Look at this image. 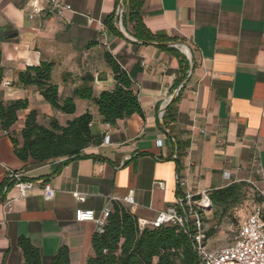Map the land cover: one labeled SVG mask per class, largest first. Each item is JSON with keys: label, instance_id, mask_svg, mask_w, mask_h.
Segmentation results:
<instances>
[{"label": "crops", "instance_id": "crops-1", "mask_svg": "<svg viewBox=\"0 0 264 264\" xmlns=\"http://www.w3.org/2000/svg\"><path fill=\"white\" fill-rule=\"evenodd\" d=\"M31 1L0 0V99L29 101L14 130L20 133L32 110L46 125L53 116L61 124L74 117L55 112L34 86L18 84L19 72L52 61L61 99L86 74L94 76L98 96L115 85L105 52L130 75L143 113L108 124L93 101L76 98L75 115L89 111L91 131L102 137L83 151L94 156L89 158L22 161L0 128V264L23 263L21 236L40 249L42 264H51L62 246L70 264H87L98 226L78 221L77 210H93L100 218L132 193L134 202L125 205L139 223L150 224L179 195L177 176L187 180L182 191L195 194L245 179L264 191L255 167H264V0H144L146 27L164 40L186 43L191 59L175 46L138 41L131 26L122 34L111 30L105 22L121 0H59L71 6L61 17L44 12L30 19ZM174 98L175 120L165 125L160 110ZM9 169L49 180L55 196L46 200L40 186L20 196L7 183ZM208 245L221 247L214 236Z\"/></svg>", "mask_w": 264, "mask_h": 264}, {"label": "trees", "instance_id": "trees-1", "mask_svg": "<svg viewBox=\"0 0 264 264\" xmlns=\"http://www.w3.org/2000/svg\"><path fill=\"white\" fill-rule=\"evenodd\" d=\"M121 2L126 7L124 27L131 26L133 36L138 41L156 42L163 47L175 42L164 40L146 27L143 20L144 0H121ZM105 23L115 33L122 34L115 24V16L108 18ZM105 59L113 71L115 85L111 89L103 90L98 96L94 95V76L86 74L82 76L81 84L74 88L72 95L61 99L59 87L52 81L55 66L52 61H42L39 65L27 66L19 72L18 84L25 87L34 86L55 112L74 115L66 124H61L59 119L53 116L46 125L39 121L38 111L32 110L26 115L20 133H17L14 127L20 118V113L29 108V101L27 98L11 101L0 99V128L9 136L14 153L19 159L43 162L61 157L68 159L94 157L83 151L91 145L99 144L102 137L91 131L93 116L89 111L75 115L76 98L93 101L99 114L108 124H115L118 120L129 118L133 114L143 113L128 72L120 66L111 53L105 52ZM182 67L186 69L185 65ZM2 80L3 67L0 59V83ZM177 98H174L166 108L163 117L165 125L175 120L172 105ZM249 190L253 192L256 205L262 203L263 196L244 180L210 190L208 196L214 217L222 220L231 216L234 208L245 200ZM207 222L209 219L205 217V223ZM213 233L212 226L207 227L208 239ZM18 244L24 257L21 264H42L41 251L30 238L21 236ZM92 246L94 254L88 258L87 264H196L198 261L189 235L177 225L164 223L160 226L141 227L136 215L120 201L113 205L104 231L93 234ZM51 264H70L69 249L66 246L60 247L54 254Z\"/></svg>", "mask_w": 264, "mask_h": 264}, {"label": "built area", "instance_id": "built-area-1", "mask_svg": "<svg viewBox=\"0 0 264 264\" xmlns=\"http://www.w3.org/2000/svg\"><path fill=\"white\" fill-rule=\"evenodd\" d=\"M30 7V19L44 12L61 17L65 10L71 9L69 4L59 0H48L46 6L41 5L38 0H32ZM125 10V5L121 3L115 15V24L123 32H125L123 24ZM171 45L179 48L191 59L190 47L186 43L173 42ZM6 84H10V82H6ZM164 108L165 105L160 110L161 118L164 115ZM255 165L256 173L261 175V179L264 181V167L259 163ZM225 177L230 179V174L225 173ZM177 178L181 191L174 203L166 210L159 212L156 219L150 224L139 223L141 227L148 225L160 226L164 223L177 225L190 237L193 249L198 256L196 264H264V203L256 205L254 210L242 221L231 244L211 249L208 245L207 224L205 223L206 214L212 207L208 193L195 194L188 190L182 191L187 187V180L180 176H177ZM244 181L250 183L264 197V191L255 180L245 179ZM7 183L13 184L19 190L20 196H26L36 186L41 187L46 200H50L55 196V189L49 180L34 181L27 179L20 171L9 169ZM73 195L80 201L86 199L79 192H73ZM120 202L123 204L133 203V194L124 197ZM5 208L10 210V201L5 204ZM110 211V208L106 209L102 217L99 218L93 210L80 209L77 210L76 219L78 221H95L98 231L103 232Z\"/></svg>", "mask_w": 264, "mask_h": 264}, {"label": "rangeland", "instance_id": "rangeland-1", "mask_svg": "<svg viewBox=\"0 0 264 264\" xmlns=\"http://www.w3.org/2000/svg\"><path fill=\"white\" fill-rule=\"evenodd\" d=\"M21 122L22 119L20 118L15 127L19 126ZM255 207L256 201L253 192L249 190L245 200L238 207L234 208L231 216L218 220L214 217V213H212L209 219V222H211L210 226H212L214 230L212 236L218 237V244L220 246H226L233 242L234 236L242 221L254 210Z\"/></svg>", "mask_w": 264, "mask_h": 264}, {"label": "water", "instance_id": "water-1", "mask_svg": "<svg viewBox=\"0 0 264 264\" xmlns=\"http://www.w3.org/2000/svg\"><path fill=\"white\" fill-rule=\"evenodd\" d=\"M165 109H166V106H165V108H164V112H165Z\"/></svg>", "mask_w": 264, "mask_h": 264}]
</instances>
